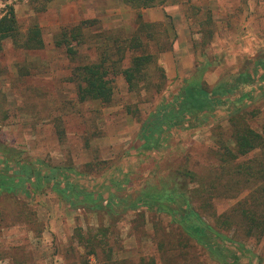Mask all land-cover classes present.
Segmentation results:
<instances>
[{
  "label": "rangeland",
  "instance_id": "rangeland-1",
  "mask_svg": "<svg viewBox=\"0 0 264 264\" xmlns=\"http://www.w3.org/2000/svg\"><path fill=\"white\" fill-rule=\"evenodd\" d=\"M9 6L22 31L33 24L42 28L45 45L25 50L11 39L4 41L0 145L13 159L35 162L41 173H49V166L73 169L68 176L83 190L101 194L103 205L113 199L114 212L97 207L99 201L71 205L52 183H43L35 192L29 186L31 195L22 190L0 194V264H81L88 257L90 234L103 241L120 264H264V236L247 235L240 226L221 229L227 239L220 243L225 257L220 259L189 236L179 214L170 211L180 213L183 195L198 185L182 170L205 181L219 170L216 130L229 129V111L217 110L206 122L192 117L162 127L159 145L153 148L143 132L147 121L160 122L159 115L173 104L186 80L206 63L209 87L226 75L254 73V84L244 88L250 96L235 107L256 111L252 127L264 123V0H167L140 10L142 21L155 25L159 42L147 43L145 36L139 49L151 50L158 58L149 72L152 85L131 91L118 75L109 104L80 102L70 74L75 65L98 59V48L110 32L134 34L138 10L121 0H52L42 11L31 0H0V16ZM83 20L96 21L84 30L88 43L79 46L72 60L65 47L56 45V37L64 27ZM171 41L172 49L160 52V46ZM161 82L156 92L154 86ZM183 183L185 190L180 189ZM250 192L245 188L235 198L216 192L214 212L227 214ZM189 200L196 207L192 196ZM152 201L165 203L166 209H156ZM204 218L214 224L215 217ZM78 231L83 243L76 238Z\"/></svg>",
  "mask_w": 264,
  "mask_h": 264
},
{
  "label": "trees",
  "instance_id": "trees-1",
  "mask_svg": "<svg viewBox=\"0 0 264 264\" xmlns=\"http://www.w3.org/2000/svg\"><path fill=\"white\" fill-rule=\"evenodd\" d=\"M34 8L45 10L47 4L52 0H31ZM167 0H121L122 3L138 10V27L134 34L122 36L120 33L110 32L104 44H100V55L98 59L77 64L71 71L70 79L76 85V94L80 102L100 101L109 104L114 96V77L122 75L129 90L137 91L142 88L149 89L152 85V74L149 73L154 64L157 63L155 53H140L143 48V39L146 36L147 43L156 41V33L153 31V23L142 21L140 10L163 5ZM96 20H83L79 24L69 28L64 27L56 37V45L65 47L72 60L77 58L79 46L87 42L88 36L84 30L91 27ZM167 34V32H166ZM11 39L18 47L25 50H37L44 47L43 30L37 24H33L26 31H22L18 23L15 10L9 6L8 11L0 16V51L3 49L4 41ZM89 39V38H88ZM169 40V39H168ZM91 42V41H90ZM88 43V42H87ZM159 45V44H158ZM147 47V44H146ZM173 41L160 46V52L171 50ZM130 55L127 57V55ZM129 58V64L124 65ZM208 63L197 68L196 73L186 80L178 97L173 104L165 107L160 122L147 121L143 125V132L148 137L150 148L159 145V133L162 127L171 128L180 125L184 121H190L192 117L202 118L206 122L217 110L229 111V129L216 130L217 155L220 161L219 170L215 171L210 180L198 178L189 170H182L184 176H191L198 185L193 188L190 195H183L181 212L170 210L173 215L179 214V222L189 236L195 238L204 245L208 251L225 259L221 251L220 243L227 239L221 229L231 231L233 227H246L247 235H255L258 238L264 236V123L259 128L250 124V119L257 113L244 107H235L237 103L250 96L244 93L246 86L255 82L254 73L241 71L221 77L213 86L209 87L204 80V72ZM164 79V75H160ZM155 91L162 89V82L156 85ZM240 94L238 97L232 96ZM173 105L175 108L170 109ZM231 105L234 108H231ZM168 108V111H167ZM157 117V116H156ZM159 125H162L159 127ZM163 128V129H164ZM62 134V132H60ZM158 139V140H157ZM151 140H157L155 142ZM149 145H146V148ZM8 150L0 145V194L16 193L22 190L31 195L43 183H52V189L56 191L65 201L71 205L88 201H99L97 207L110 209L114 212V200H108L106 205L102 203V195L88 192L80 187L73 177H69L73 169L49 166V173H41L40 168H35V162L13 159L7 153ZM256 152L253 157L244 161L240 158ZM237 162L235 165L233 162ZM65 173V175L63 174ZM250 187L251 192L246 199L240 200L228 212L217 216L214 212L215 193L235 198L245 189ZM180 189H186L184 183ZM190 196L196 201L195 206L189 200ZM189 197V198H188ZM168 201H172L169 200ZM97 203V202H96ZM156 209H166L162 205L153 202ZM215 217L214 224L208 223L205 216ZM76 238L83 243V235L77 232ZM88 257L81 264H120L114 258L113 251L105 247V243L96 235L90 234L86 237ZM101 252L104 257L101 259ZM90 257V258H89ZM91 257L97 259L91 262ZM232 264H237L236 260Z\"/></svg>",
  "mask_w": 264,
  "mask_h": 264
}]
</instances>
